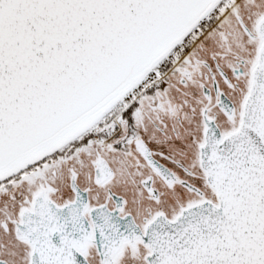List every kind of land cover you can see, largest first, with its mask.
<instances>
[{"label":"snow or ice","instance_id":"6c2138e0","mask_svg":"<svg viewBox=\"0 0 264 264\" xmlns=\"http://www.w3.org/2000/svg\"><path fill=\"white\" fill-rule=\"evenodd\" d=\"M0 264H264V0H0Z\"/></svg>","mask_w":264,"mask_h":264}]
</instances>
